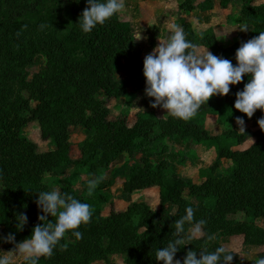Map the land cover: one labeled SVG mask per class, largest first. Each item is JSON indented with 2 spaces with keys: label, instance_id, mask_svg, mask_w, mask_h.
Wrapping results in <instances>:
<instances>
[{
  "label": "trees",
  "instance_id": "16d2710c",
  "mask_svg": "<svg viewBox=\"0 0 264 264\" xmlns=\"http://www.w3.org/2000/svg\"><path fill=\"white\" fill-rule=\"evenodd\" d=\"M76 1L80 16L87 6L86 0ZM235 1L204 0V5L211 10L217 4L218 9L226 10ZM12 4L18 8L23 3L11 0ZM241 6V21L250 30L229 47L219 46L211 29L196 33L185 19L176 24L183 27L186 38L197 48H208L235 64L234 54L240 44L264 31V4L254 6L251 0H241ZM180 9L188 13L195 6L192 0H184ZM23 12L24 6L16 16ZM132 39V33L120 22L117 13L91 33L78 36V61H72L63 43L56 40L48 41L46 48L35 47L39 54H17L20 61L37 66L39 71L31 79L21 81L29 94L27 99L0 101V235L14 233L15 242L28 238L39 223L34 192L50 191L46 178L57 179L70 169L86 170L88 179L80 187L69 185L62 191L89 203L93 216L80 227L81 239L66 235L62 240L64 247H57L50 258L42 257L39 264H86L91 255L102 252L103 239L128 251L124 264H162L155 260V251L174 238V221L185 215L188 206L195 209L196 220L207 221L205 230L216 234V239L192 240L184 247L207 245L212 251L220 246L218 238L222 236L224 239L242 236L246 245L264 247V228L228 219L230 215L243 213L264 223V130L258 127L244 133L231 130L225 135H211L206 129L208 117L225 125L235 122L237 117H242L245 123L257 122L264 115L258 109L249 119L233 107L236 92L243 89L248 78L230 86L228 94L210 97L188 121L168 114L163 119L136 114L130 126L126 117L112 118L109 108L128 95L143 68L142 54L129 47ZM31 122L38 124L40 139L50 141L46 151H40L37 144L23 135V128ZM72 127H80L85 133L75 147L70 140ZM202 144L215 148L217 159L230 161L231 165L223 175L209 176L203 183L195 184L173 170L168 148L190 151ZM234 147L246 148L234 150ZM124 160H127L123 165L125 186L120 199L128 205L126 210H116L106 192L115 185V179L105 178V172ZM218 166L215 164L213 171ZM97 176L103 180L89 193L87 182ZM141 179L140 189H158L159 208L154 211L144 206L138 226L131 229L128 216L138 205L130 201L132 192L126 186ZM186 196L192 201L187 202ZM108 203L109 214L103 216ZM167 205L176 206V213H171ZM19 213L28 217L22 231L15 229ZM118 238L122 239L121 244ZM0 247L9 251L14 245L0 242ZM181 253L180 250L175 258H182ZM260 256H264V251L256 259ZM239 263L233 253L231 264Z\"/></svg>",
  "mask_w": 264,
  "mask_h": 264
},
{
  "label": "clouds",
  "instance_id": "9594fccd",
  "mask_svg": "<svg viewBox=\"0 0 264 264\" xmlns=\"http://www.w3.org/2000/svg\"><path fill=\"white\" fill-rule=\"evenodd\" d=\"M86 4L77 22L84 34L104 25L126 7L125 0H86ZM239 29L248 30L246 27ZM140 33L135 40L141 39ZM207 49L198 53L197 45L186 38L183 27L172 24L168 39L160 41L143 59L144 94L152 98L150 106L160 107L171 117L188 121L210 97L228 94L230 86L247 77L243 89L235 94L233 107L249 119L258 109L264 113V31L240 44L234 54L235 64ZM236 123L239 131L244 133V119L237 117ZM257 124L264 130V115ZM102 180V176L89 180V193ZM34 193L39 223L32 228L31 235L20 242H15L14 233L0 235V242L14 245L7 252L0 251V264H17V261L19 264H39L42 257L50 258L57 247H64L62 240L66 235L81 239L80 227L88 224L93 216L89 203L61 188ZM15 220L16 231H22L28 223L24 213L17 214ZM206 224L204 219L196 220L195 209L188 206L185 215L174 221V238L156 249L155 260L162 264H231L233 253L223 246L212 251L205 247L199 250V255L195 250H188L182 260L175 258L180 249L194 239H216V234L205 230ZM254 264H264V256L258 257Z\"/></svg>",
  "mask_w": 264,
  "mask_h": 264
},
{
  "label": "rangeland",
  "instance_id": "374dc122",
  "mask_svg": "<svg viewBox=\"0 0 264 264\" xmlns=\"http://www.w3.org/2000/svg\"><path fill=\"white\" fill-rule=\"evenodd\" d=\"M21 1L18 8L17 4H12L11 0H0V41L3 45L0 47V101L27 99L29 94L22 88L21 81L26 78L29 80L38 73L39 68L33 64L22 62L18 59L17 54H39L35 47L46 48L48 41L56 40L63 43L72 61H78V36L84 33L81 31L78 22L79 14L77 12L78 3L76 0H17ZM22 15L16 16L20 8H23ZM16 8V9H15ZM120 20H127L126 14L122 10L120 12ZM41 25L45 27L41 28ZM34 46V49H32ZM31 47V51L29 49ZM134 86H130L127 96L119 101L114 102L109 110L110 116L116 118L119 116L126 117L130 126L134 124L136 114H144L148 119L155 116L157 119L166 117V110L150 106L152 98L146 97L144 94L145 78L142 70L140 71ZM31 106H35L34 102ZM257 122L254 124L245 123V130H255L258 128ZM157 129V128H156ZM206 129L211 135H225L231 130L238 133L237 123H229L221 125L215 118H207ZM157 133V132H156ZM23 135L30 141L37 144L40 151H46L50 147V141H42L40 139L39 126L36 122H31L23 128ZM71 143L73 147L81 142L85 133L80 127H72L70 129ZM250 143L246 145L249 146ZM246 147H234V150H243ZM168 160L173 168L180 176L189 179L192 183L201 184L209 176L223 175L227 168L231 165L230 161L225 159H217L215 148L202 144L194 147L190 151L183 148L175 147L173 150L168 148ZM124 161H117L112 167L105 172V178H114L115 185L106 192L110 195V205H114L118 210H126L128 203L120 199L121 193L125 186L124 177L126 170L123 168ZM215 164H219L216 170L212 169ZM88 179L86 170H68V172L57 179L46 178V183L50 190L53 188H61L66 186L80 187L81 182ZM92 179V178H91ZM141 180H137L128 184L126 187L131 190V202L138 205L135 211L128 216V222L131 229H135L139 222L140 216L143 214V207L148 206L152 210H158V189H140ZM51 183V184H50ZM187 202L192 199L185 197ZM117 201H120L118 204ZM124 202V203H123ZM109 203L104 206L103 211L108 210ZM124 206H122L123 204ZM126 203V204H125ZM122 207H118L120 205ZM171 213H176L177 207L167 205L166 207ZM49 219H52L49 217ZM228 219L236 222L251 223L259 228H264L261 219L246 217L243 213H237L228 216ZM139 231H143L139 230ZM121 241V238H118ZM200 240V239H194ZM68 241L74 244L71 238ZM220 246L225 247L228 251L238 256L239 264H254L258 253L264 251V247L254 245H246L242 236H232L224 239L218 238ZM114 245V246H113ZM108 239H103L101 244V253L91 255L86 264H124L129 257L128 251L123 249L119 244H113ZM207 247V245H196L193 248H181L183 259L188 250L197 251ZM0 251H4L0 247ZM7 252V251H4ZM94 252H99L95 250ZM19 264V261H17Z\"/></svg>",
  "mask_w": 264,
  "mask_h": 264
},
{
  "label": "crops",
  "instance_id": "0c3cea01",
  "mask_svg": "<svg viewBox=\"0 0 264 264\" xmlns=\"http://www.w3.org/2000/svg\"><path fill=\"white\" fill-rule=\"evenodd\" d=\"M183 1L125 0L126 7L123 11L127 16V20L125 19V22L121 21L120 13H118V18L133 35L129 47L133 51L142 54L144 58L160 41L164 42L167 40L171 25L176 24L181 19L187 20L196 33H203L211 29L218 45L224 48L236 44L250 30L249 26L241 21V0H236L226 10L218 9L217 4L214 5V9L210 10L204 5V0H192L195 9L188 13H184L180 9ZM214 1L216 3L218 0ZM251 1L254 6L264 4V0ZM240 27H246L248 30L241 31ZM140 31L141 39L135 40ZM205 50L206 48L203 47L197 48L198 53H203ZM207 50L210 51L209 49ZM233 123H236V121ZM249 124H254V122H249ZM131 198L132 196L130 201ZM117 202L118 204L120 203V201ZM114 205L113 207L118 210ZM122 206L121 204L118 205V207ZM109 209H105L102 215L107 216Z\"/></svg>",
  "mask_w": 264,
  "mask_h": 264
}]
</instances>
